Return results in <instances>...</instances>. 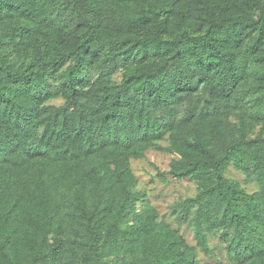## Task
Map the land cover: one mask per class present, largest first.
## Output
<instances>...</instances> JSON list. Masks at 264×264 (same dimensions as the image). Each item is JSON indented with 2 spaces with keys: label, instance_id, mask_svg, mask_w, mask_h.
I'll use <instances>...</instances> for the list:
<instances>
[{
  "label": "trees",
  "instance_id": "trees-1",
  "mask_svg": "<svg viewBox=\"0 0 264 264\" xmlns=\"http://www.w3.org/2000/svg\"><path fill=\"white\" fill-rule=\"evenodd\" d=\"M0 264H264V0H0Z\"/></svg>",
  "mask_w": 264,
  "mask_h": 264
},
{
  "label": "rangeland",
  "instance_id": "rangeland-1",
  "mask_svg": "<svg viewBox=\"0 0 264 264\" xmlns=\"http://www.w3.org/2000/svg\"><path fill=\"white\" fill-rule=\"evenodd\" d=\"M61 101H56L59 104ZM172 156L150 152L144 160L133 161L132 168L138 179L140 180V188H144L149 194L150 202L155 206L161 214L169 212V207L181 198H186L195 194L196 186L194 183L185 180L177 181L169 178L167 184H163L156 178L155 167L161 171H168ZM231 177L241 181L243 177L234 169H231ZM252 192L254 187H248ZM185 235L191 244L194 243L192 233L183 228ZM213 245H216V240H213Z\"/></svg>",
  "mask_w": 264,
  "mask_h": 264
}]
</instances>
